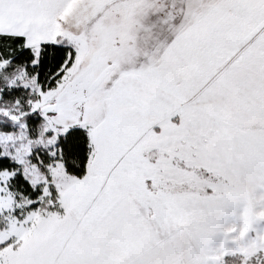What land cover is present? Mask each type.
Wrapping results in <instances>:
<instances>
[{
  "label": "snow or ice",
  "instance_id": "snow-or-ice-1",
  "mask_svg": "<svg viewBox=\"0 0 264 264\" xmlns=\"http://www.w3.org/2000/svg\"><path fill=\"white\" fill-rule=\"evenodd\" d=\"M0 264H264V0H0Z\"/></svg>",
  "mask_w": 264,
  "mask_h": 264
}]
</instances>
